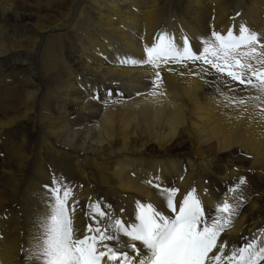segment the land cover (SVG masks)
I'll return each mask as SVG.
<instances>
[{"label": "bare ground", "instance_id": "1", "mask_svg": "<svg viewBox=\"0 0 264 264\" xmlns=\"http://www.w3.org/2000/svg\"><path fill=\"white\" fill-rule=\"evenodd\" d=\"M241 24L264 36V0H0V72L11 71L0 79V110L14 109L0 118L14 152L0 179V264H24L21 245L26 252L53 178L70 187L83 232L90 203L125 222L137 200L159 207L149 179L178 188V199L195 189L214 213L243 177V203L220 239L259 243L264 103L244 110L228 99L254 90L169 64L154 97L153 70L121 64L143 59L160 32L178 45L186 35L197 51L212 30Z\"/></svg>", "mask_w": 264, "mask_h": 264}, {"label": "snow or ice", "instance_id": "2", "mask_svg": "<svg viewBox=\"0 0 264 264\" xmlns=\"http://www.w3.org/2000/svg\"><path fill=\"white\" fill-rule=\"evenodd\" d=\"M239 15V13H237ZM178 45L174 36L160 32L150 46L143 48L144 58H126L121 64L149 66L154 79L152 96L162 83V65L196 66L203 73L215 72L217 79L244 85L256 93L249 97H230L231 103L244 107L253 101L264 103V36L241 24L238 33L229 27L225 33L212 30L199 38L194 51L186 35ZM171 71V69H169ZM196 75V73H192ZM229 89H232L229 84ZM222 91V89H221ZM109 96L111 93L108 94ZM92 99H98L95 95ZM107 102V101H106ZM255 106V105H254ZM264 118V108L260 109ZM157 181L159 177L155 178ZM157 189L161 204L135 201L133 218L125 222L99 201L88 205V223L83 232L75 223V202L70 206V187L55 178L45 185L44 211L34 221V232L25 252L24 264H261L264 261V231L259 243L255 238L242 246L229 247L221 234L232 225L243 203L241 186L245 178L228 189L232 201L218 200L214 213L206 212L201 198L192 189L178 197L175 186ZM121 212L125 211L123 208Z\"/></svg>", "mask_w": 264, "mask_h": 264}, {"label": "rangeland", "instance_id": "3", "mask_svg": "<svg viewBox=\"0 0 264 264\" xmlns=\"http://www.w3.org/2000/svg\"><path fill=\"white\" fill-rule=\"evenodd\" d=\"M11 71L9 69H3L1 70V74H0V79L2 78H7V74H9ZM0 110V118H2L3 116H13L14 115V109H8V110ZM1 120V119H0ZM14 139V138H13ZM3 140H7V142H9V138L7 139H0V179L4 173V167L3 165L8 161V160H14V152H11L12 146L3 141ZM9 149V150H8ZM7 160V161H6Z\"/></svg>", "mask_w": 264, "mask_h": 264}]
</instances>
